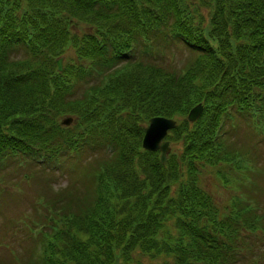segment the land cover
<instances>
[{
    "label": "trees",
    "instance_id": "1",
    "mask_svg": "<svg viewBox=\"0 0 264 264\" xmlns=\"http://www.w3.org/2000/svg\"><path fill=\"white\" fill-rule=\"evenodd\" d=\"M174 42L191 56L183 68L151 60ZM19 48L26 57L13 59ZM157 116L176 120L163 164L141 147ZM232 118L264 123V0H0V171L74 164L64 193L38 191L32 207L46 205L13 221L29 247L0 264L246 261L248 233L263 241L252 231L264 228V203L249 188L222 205L201 184L212 170L226 187L244 167L247 148L228 145ZM85 152L100 159L81 164Z\"/></svg>",
    "mask_w": 264,
    "mask_h": 264
},
{
    "label": "rangeland",
    "instance_id": "2",
    "mask_svg": "<svg viewBox=\"0 0 264 264\" xmlns=\"http://www.w3.org/2000/svg\"><path fill=\"white\" fill-rule=\"evenodd\" d=\"M140 48H142V46L139 44L135 51H138ZM152 51L154 52L148 53L153 55H150V57L152 56L151 60L158 64L162 63L166 68L171 65L175 69L183 68V66H185V64L191 59L186 47L176 42L168 46H164L161 43L157 44V47H155ZM169 52H172V55H170ZM72 55L73 51L69 50L56 57V60L60 59L61 61V70L65 63L70 62V57L73 58ZM11 57L13 59H23L26 57V54L24 50L19 48L18 52L12 54ZM166 58H168V64L165 61ZM80 88L75 91L74 96L78 95ZM67 117L71 118V123L68 125L70 126L75 122V119H73L74 117L68 115L64 116L63 119ZM230 123H232L231 127H237V131L233 130L230 134H228V145H231V148L236 151H239L242 148H247V154L242 157L245 161L241 162L244 167H241V169L236 172V175H234L232 179L228 180L226 187L221 184L218 177L214 176L212 170H208L203 174L201 184L222 205L227 204L229 200L231 201V199L235 198V196L242 198L249 188H253V200L258 199L259 210L261 211L264 203V123L257 122L256 120L238 121L233 118ZM84 154H89V152L80 154L77 160L80 159L81 161L79 163H84L86 166L89 162L100 159V156L96 155L91 159V161H89L90 158H87L88 156H84ZM98 154H101V152ZM66 161V166L59 169L55 168L52 171L47 170L46 175L43 174L40 171V168L36 165L31 167L22 165L21 167L19 163L14 162L10 163L5 169L0 171L1 257H22L25 255V249L29 247L27 246L29 244L25 243L22 240V237H20V234L15 232L18 226L17 224L13 225V221L15 222V219L19 216L20 219L22 217L25 218L26 216L33 218L32 212L35 208L36 211L39 210L40 206L37 203L40 201H43L44 205H46V200H40L36 202L35 208L32 207V202L37 200L35 197L37 196L38 191L46 193L47 197L51 195L47 199L55 198V191L64 193V189L68 188V186L72 183L70 165H74L71 164L72 160ZM224 168L229 169L227 166ZM228 172L230 173V176L233 175V170H229ZM41 178L46 179L49 187H45L46 183L44 180L42 182ZM76 186L84 189V187L80 184H76ZM262 225L264 226V224ZM258 226L259 227L256 231L252 232L253 234H258V236H263L261 239L263 241L262 243H258L259 239L248 233L251 246L255 248V255L252 254L248 258L246 257V261H240L239 264H264V228H261V224ZM36 231L37 227H29L27 230L28 239L33 240ZM241 249L243 250L242 254H244L249 248L242 247ZM15 261H18V259H15Z\"/></svg>",
    "mask_w": 264,
    "mask_h": 264
},
{
    "label": "water",
    "instance_id": "3",
    "mask_svg": "<svg viewBox=\"0 0 264 264\" xmlns=\"http://www.w3.org/2000/svg\"><path fill=\"white\" fill-rule=\"evenodd\" d=\"M56 69L61 70L60 59L56 60ZM200 103L192 107L186 119L188 122H194L202 112ZM61 125L68 126L71 123V118L67 117L61 120ZM176 127V120L168 117H152L147 125L143 128V136L141 138V147L145 151L159 152L160 163H164L170 151L169 141L165 139L168 132Z\"/></svg>",
    "mask_w": 264,
    "mask_h": 264
}]
</instances>
